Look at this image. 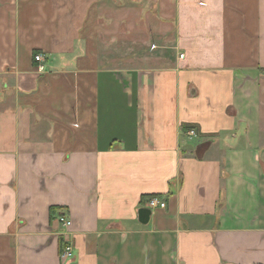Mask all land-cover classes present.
Listing matches in <instances>:
<instances>
[{"label":"crops","instance_id":"0c3cea01","mask_svg":"<svg viewBox=\"0 0 264 264\" xmlns=\"http://www.w3.org/2000/svg\"><path fill=\"white\" fill-rule=\"evenodd\" d=\"M59 214L67 264H264V0H0V264Z\"/></svg>","mask_w":264,"mask_h":264},{"label":"built area","instance_id":"2783aa9c","mask_svg":"<svg viewBox=\"0 0 264 264\" xmlns=\"http://www.w3.org/2000/svg\"><path fill=\"white\" fill-rule=\"evenodd\" d=\"M179 58H183V54L179 55ZM34 61L38 64L37 70L38 72H44L45 67L43 65V56L38 54L34 56ZM189 139H193L196 137V133L193 130H190L187 133ZM147 208L153 210L155 208H165V203L160 198L154 197L147 201ZM56 222L62 229L63 234H61V244L59 249V259L64 264H67L70 260H72L74 255V249L71 241L68 239L69 229L72 226L71 220L64 214H59L56 217Z\"/></svg>","mask_w":264,"mask_h":264},{"label":"rangeland","instance_id":"374dc122","mask_svg":"<svg viewBox=\"0 0 264 264\" xmlns=\"http://www.w3.org/2000/svg\"><path fill=\"white\" fill-rule=\"evenodd\" d=\"M132 21H133V24H131L130 26L131 27H135L136 25H138L139 24V26L136 28V30L135 31H133V32H131V34H132V36L134 35V34H137V33H140L141 34V39H143L144 40V42H147V41H150V36H151V33H149V32H151L150 30H152V28L151 29H149L148 30V28L151 26V25H153V23H148V27H146V25H145V23H147V22H144V23H142L141 24V22H139L138 21V16L137 15H135L134 16V18H132ZM115 33H116V35L118 34V31H114ZM111 34V33H110ZM113 35H114V33H112ZM131 44H132V41H129ZM150 43H151V41H150ZM130 48V47H129ZM142 49V48H141ZM140 49V50H141ZM150 50V49H149ZM142 53L143 54H145L147 57L149 56V54H148V52H144V51H142ZM126 55H127V58H129L130 56H133V54L131 53H126ZM61 234H63V232H62V230H61V233H60V238H61ZM68 239H69V234H68ZM70 240V239H69ZM59 257V256H58ZM59 261H60V259H59ZM61 262V261H60ZM61 264H63L62 262H61ZM65 264V263H64Z\"/></svg>","mask_w":264,"mask_h":264},{"label":"water","instance_id":"95a60500","mask_svg":"<svg viewBox=\"0 0 264 264\" xmlns=\"http://www.w3.org/2000/svg\"><path fill=\"white\" fill-rule=\"evenodd\" d=\"M139 222L143 225L147 224L151 215V210L148 208H143L139 210Z\"/></svg>","mask_w":264,"mask_h":264},{"label":"trees","instance_id":"16d2710c","mask_svg":"<svg viewBox=\"0 0 264 264\" xmlns=\"http://www.w3.org/2000/svg\"><path fill=\"white\" fill-rule=\"evenodd\" d=\"M261 72H262V69H261Z\"/></svg>","mask_w":264,"mask_h":264}]
</instances>
